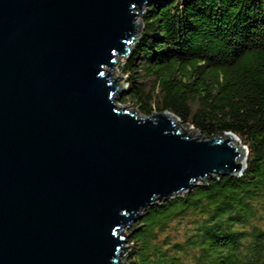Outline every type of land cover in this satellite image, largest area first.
I'll list each match as a JSON object with an SVG mask.
<instances>
[{
  "label": "water",
  "instance_id": "water-1",
  "mask_svg": "<svg viewBox=\"0 0 264 264\" xmlns=\"http://www.w3.org/2000/svg\"><path fill=\"white\" fill-rule=\"evenodd\" d=\"M151 1L0 0V264H124L145 208L242 174L234 133L117 104Z\"/></svg>",
  "mask_w": 264,
  "mask_h": 264
},
{
  "label": "trees",
  "instance_id": "trees-1",
  "mask_svg": "<svg viewBox=\"0 0 264 264\" xmlns=\"http://www.w3.org/2000/svg\"><path fill=\"white\" fill-rule=\"evenodd\" d=\"M142 24L121 101L206 138L232 132L247 158L145 208L126 264H264V0H153Z\"/></svg>",
  "mask_w": 264,
  "mask_h": 264
},
{
  "label": "rangeland",
  "instance_id": "rangeland-1",
  "mask_svg": "<svg viewBox=\"0 0 264 264\" xmlns=\"http://www.w3.org/2000/svg\"><path fill=\"white\" fill-rule=\"evenodd\" d=\"M142 11H143V13H142V15H140L138 18H137V20H139V19H141L142 20V18H143V16H144V14H145V12H146V6H143V8H142ZM140 14V11L138 12V15ZM142 29H143V24H141V29H140V33H141V31H142ZM127 60V56L126 57H123V58H120V62H118L116 65H115V69H113V76H117V75H123V76H125V79L123 78V77H121L120 79H119V81H122L123 79H124V83H125V88L123 89V90H125L126 88H127V77H126V75L123 73V70H122V67L124 66V64H125V61ZM117 104L119 105V106H124V105H126V107H128V108H132V106H129L128 104H125V103H123L121 100H119L118 102H117ZM192 130H195L191 125H190V127H188V129H187V131L188 132H190V131H192ZM192 135H195V136H199L200 135V133L197 131V130H195L193 133H192ZM178 195H180V194H178ZM177 196V195H176ZM139 219V218H138ZM137 221V220H136ZM135 221V222H136ZM134 222V223H135ZM133 223V224H134ZM133 224H130V225H128L127 227H124V229H123V231H124V233H126V234H128L129 233V230L131 229V227L133 226ZM130 237V234L127 236V242L125 243V245L124 246H127V245H129L126 249H125V252H124V254H126V257H125V263L124 264H126V259H127V252H128V250H129V248H130V244H129V238ZM123 254V255H124Z\"/></svg>",
  "mask_w": 264,
  "mask_h": 264
}]
</instances>
